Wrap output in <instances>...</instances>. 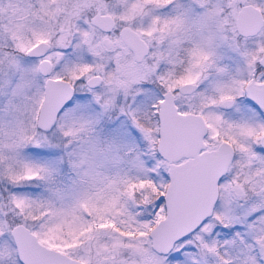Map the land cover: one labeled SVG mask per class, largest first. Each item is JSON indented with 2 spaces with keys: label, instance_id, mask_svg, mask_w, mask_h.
<instances>
[{
  "label": "snow or ice",
  "instance_id": "snow-or-ice-1",
  "mask_svg": "<svg viewBox=\"0 0 264 264\" xmlns=\"http://www.w3.org/2000/svg\"><path fill=\"white\" fill-rule=\"evenodd\" d=\"M0 264H264V0H0Z\"/></svg>",
  "mask_w": 264,
  "mask_h": 264
}]
</instances>
